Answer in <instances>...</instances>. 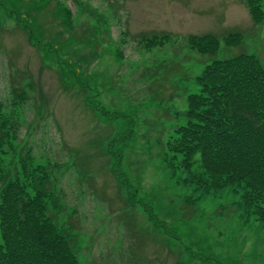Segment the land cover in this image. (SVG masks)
<instances>
[{
  "label": "rangeland",
  "instance_id": "374dc122",
  "mask_svg": "<svg viewBox=\"0 0 264 264\" xmlns=\"http://www.w3.org/2000/svg\"><path fill=\"white\" fill-rule=\"evenodd\" d=\"M163 33L151 52L141 43ZM234 33L241 43L226 47ZM205 34L220 39L214 57L186 45ZM243 53L264 66V21L248 0H0V113L17 115L21 147L55 166V221L71 225L81 264H264V225L241 192L198 190L199 170L173 174L166 157L196 75Z\"/></svg>",
  "mask_w": 264,
  "mask_h": 264
},
{
  "label": "trees",
  "instance_id": "16d2710c",
  "mask_svg": "<svg viewBox=\"0 0 264 264\" xmlns=\"http://www.w3.org/2000/svg\"><path fill=\"white\" fill-rule=\"evenodd\" d=\"M248 7L254 21L262 23L261 0H248ZM23 30L29 43L39 48L28 27ZM169 38L163 33L141 43L151 52ZM221 41L226 47L236 46L242 36L228 34ZM186 45L200 56L214 57L220 39L193 35ZM25 97L21 93L13 98V111ZM176 115V120L184 117L185 123L168 135L166 157L173 174L177 167L195 166L199 170L196 189L211 192L229 187L236 195L241 192L247 214L264 225V66L260 59L248 53L215 58L196 75L195 92L186 96V109ZM0 116V264H81L71 225L59 226L55 221L61 203L51 180L52 165L36 162L31 151L21 147L17 115L1 112ZM106 154L113 155L108 149ZM111 174L123 188L122 173L112 168Z\"/></svg>",
  "mask_w": 264,
  "mask_h": 264
}]
</instances>
